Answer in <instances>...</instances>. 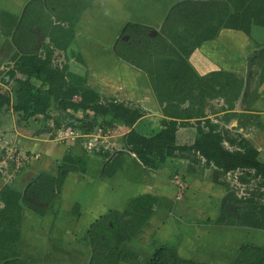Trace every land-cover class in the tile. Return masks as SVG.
I'll use <instances>...</instances> for the list:
<instances>
[{"label":"trees","instance_id":"obj_1","mask_svg":"<svg viewBox=\"0 0 264 264\" xmlns=\"http://www.w3.org/2000/svg\"><path fill=\"white\" fill-rule=\"evenodd\" d=\"M48 6L54 10L56 3L53 0V4L48 3ZM43 9L44 0H29L24 6L20 20L18 16L0 9V24L5 23L12 27L13 35L22 40L23 34L32 39L28 44L30 49L28 56L23 51L24 46L18 44L21 55L17 59V61L20 59L17 68L21 77L15 80V101L10 103L7 94L0 96V112L10 106L15 114L21 116V120L29 121L30 118L37 116L47 117L50 105L56 102L58 115L62 119L75 121L72 113L78 111L82 113V119L73 124L80 132H90L94 127L116 130L120 125V128L129 130L122 138L124 151L134 154L142 165L150 169L158 168L171 159L176 151L184 150V147L179 148L176 142L179 121L205 118L202 108L206 99L226 96L230 102L237 96L243 83L234 72L223 70L201 76L189 63V56L203 43L212 41L222 30L238 31L249 37L252 28H264V0H182L167 13L162 32L154 38L148 36L146 32L148 30L143 26L128 23L125 26L128 40L120 38L113 42V56L146 75L166 118L162 122L161 130L143 135L134 127L142 116L138 109L129 108L114 100L101 103L98 92L84 84L85 76L69 74L66 79L61 70L50 68L47 60L36 58L38 51L34 49L35 28H39L51 43L61 49H66L69 42L60 24L53 26L49 24V16L44 14ZM79 10L81 8L78 12ZM62 14L57 13V18L72 17L70 13L63 16ZM46 47L41 43L39 50ZM261 58L264 59V51ZM261 67L260 83L264 80V66ZM34 81L40 84L36 87ZM74 95L78 96V100H73ZM184 103H187L186 110L182 108ZM229 117L236 118V115L230 114ZM239 117L243 119V123L240 122L239 125L245 126L249 116L243 114ZM214 128L212 125L207 132L200 130L194 136L189 150L205 160V167L213 165L222 173L236 170L253 171L264 185V163L259 160L256 149L244 138L239 140L233 138L229 143H235L237 147L230 151L222 146L223 136L215 132ZM108 167L111 168V165ZM74 169L64 160L56 176L40 173L27 184L24 197L22 193L13 190L11 185L1 189L0 202L3 208L0 209V264H28L25 260L16 259L17 262L13 260L18 256L14 250L17 248L16 229L20 224L22 209L37 208L29 203L28 198L49 203L53 195L59 193L61 189L65 178V174H60L61 171L66 170L68 173ZM111 170H104L102 177L109 175ZM144 200L146 199L136 198L129 204L131 210L110 212L90 226L87 232L88 244L95 249L94 257L89 264H93L94 259L102 261V258L106 264H119L120 257L127 254L124 244L137 238L141 227L151 216L152 206L146 208L148 200ZM234 204L240 203L235 201ZM237 209L241 211V208ZM126 217H129L127 221ZM239 222L252 230L264 231V205L251 213L247 221ZM101 225H104L103 229ZM9 229L11 231H8ZM98 231L101 236L107 237L99 236ZM107 231L109 233H106ZM4 233L14 235L16 242L5 244L1 236ZM8 254L14 256L10 257ZM147 264L203 263L182 259L174 248L161 246L153 253ZM230 264H264V248L243 243Z\"/></svg>","mask_w":264,"mask_h":264},{"label":"rangeland","instance_id":"obj_2","mask_svg":"<svg viewBox=\"0 0 264 264\" xmlns=\"http://www.w3.org/2000/svg\"><path fill=\"white\" fill-rule=\"evenodd\" d=\"M28 1L29 0H0V9L18 16V20H20L24 6ZM87 1L88 3H85ZM180 1L182 0H54L56 7L52 10L49 6L47 7V5L48 3L53 4V0H44L43 12L49 16V24L51 26L60 24L65 30V37L69 42L66 49H61L56 46V44L54 45L51 43L49 38L45 37L44 33H42L44 36V40L41 42L42 46L45 45L47 47L44 49L41 48V50H39V47L37 49L38 53H36V58L47 60L50 68L61 70L66 79L69 74L85 76L86 83L84 84L98 92L101 103H105L106 100H114L117 103H123V105L129 108L138 109L142 116L138 119L136 128L138 130L148 131V134L156 133L157 130L162 127V122L166 119L163 115V107L157 102L155 93L148 83L146 75L131 65H127L115 58L111 48L113 42L117 39L122 38L124 41L128 40V33L126 34L125 32V26L128 23L139 24L148 30L146 31L148 32V36L151 38L156 37L158 33L162 32L165 21L164 18L167 16V13H169L172 7L177 5ZM79 8H81V10L78 12ZM62 12L63 14L70 13L72 17L67 19L62 17L61 19H58L56 14H62ZM152 16L154 21L151 22L149 18H152ZM222 31L226 32L222 33ZM222 31H220L212 41L217 42L220 37L222 38L229 33L227 30ZM236 33H233L236 35L234 36L236 42L237 38L241 36V42H239V44L243 43V45L241 44V47L233 54V56H230L229 54L230 60H225V67H221V64L219 63L224 60L217 56L214 58L212 55V61L209 60L211 62H208V66L204 70L208 71L214 69L215 71L222 68L225 70H231L237 77H242L246 83V86H243V90L246 89L245 94H247L244 95V98L247 96V99H249L248 89H254L255 87L260 88L263 85L259 83V76L261 75V66H264V59L261 58L262 52L264 51V28H252L249 37L240 32ZM23 35L24 38L22 40V38L13 35L12 27L5 23L0 24V96H6L7 94L10 98V103H14L15 101V80L21 77V74L18 72L19 69L17 68V65L19 66L20 63V59L18 61L17 59L21 55L18 44L21 43L24 46L23 51L24 53H27L26 56L30 53L28 44L32 42V39L26 34ZM35 46L36 37L34 49ZM103 50L109 51V59L105 57V61L104 59H101L103 55L107 56V53L102 52ZM108 61L110 62L109 65L106 63ZM197 62H199V59L196 60V63ZM105 63V66H107L106 68L104 66ZM94 64L98 66L99 69H94ZM241 67V70H236ZM237 72H239L240 75H236ZM34 84L37 87L40 83L34 81ZM101 91H104V93ZM230 97L227 96V98ZM237 98L233 97L231 101L228 102L226 96H224L222 100L223 103L220 101L221 99L217 97L206 99L202 108L205 118L179 121L176 129V142L178 147H184V150L176 151L174 156L166 161L167 163L165 162L163 166L159 167L162 171L163 169H168V171L174 169L175 172H172V177H167H170L169 183L172 185L175 199L178 203L183 200L185 192L188 190L186 189L188 186L184 179L185 172L187 173L195 169H197V171H205V173L207 172V175L211 173V175H218V177H220V175L223 176V179L225 180L224 182H226L224 186L227 190L229 189L228 197H226L229 200L227 201L226 206L230 207L229 209L231 212L225 208L223 211L224 214L220 217V221L222 220L228 223L230 221H236L237 224L204 225H212L215 228L224 227L222 229L225 232H228L229 235L227 239L223 238V242L225 243L221 241L222 238L220 237L214 238L215 240L213 241L210 238H204L205 235L200 232V230H202V224H189L190 226L192 225L191 227L193 229L188 238L185 237L183 235L184 232L181 231L180 235L174 237V240L171 238V240L167 241V243H173L171 245L172 247H175L176 251L178 249L182 255H186L187 258H190L186 260H191L196 263L230 264L243 243H251L264 248V231L252 230L244 224H239L241 223L239 222L241 220L242 222L247 221L251 213L253 214L255 210L257 211V209L264 205V185L261 179L256 177L253 171L238 170L235 172L222 173L220 169L213 165L203 167L202 163L205 160L197 153L195 154L189 150L194 136L200 130L207 132L212 125L215 126V132L223 136L222 144L224 148L230 151L236 149V144H230L229 142L233 138L236 140L243 138L236 133L240 128L243 129V127L246 126V124L245 126L239 125L243 119L237 122L231 121L229 124H227L228 120L226 119H224L223 122L221 121V123L218 120L217 123H213L210 121V116L221 108L230 110L233 108L234 104L235 108H238V111L240 109L242 110V105H244L243 98L239 101H237ZM73 100H78V96L74 95ZM55 103L56 102L50 105V109L47 111V117L39 116L37 118H30L29 125L27 126H30L29 130L38 131L43 127V129L46 128V130L49 133L51 132L54 136V132L60 129L63 123H69V129L71 128L75 131L73 134L81 136L82 133L77 131V129L74 128L75 125H73L75 124V121L79 122L78 120L82 119L79 117L80 113H72V116H74L73 120L75 121L67 122V118L62 119L58 115V108ZM182 108L186 110L187 103H184ZM21 119V116L15 114L10 106L3 109V111L0 112V130L6 128L8 129L7 131H10L9 123L13 120L18 124ZM147 120L149 122V128L146 127ZM49 123H52V125L49 126ZM94 129L95 130L92 132L93 141L95 140L94 138H100L102 135L97 127H94ZM246 132L251 133L252 131ZM114 135H116L115 132ZM2 159L3 157L0 158V161ZM168 164L172 166H166ZM1 166H4V164H1ZM235 201L240 204H234ZM130 202L133 203V201ZM234 207L235 209L241 208V211L239 213L237 211L232 213ZM246 224L248 225V223ZM103 227L104 225H101L102 229ZM170 230L172 231V228H170ZM8 231H11V229ZM97 233L101 236L99 231ZM106 233H109V231ZM1 236L2 241H4L5 244H14L16 242V238L13 237L14 235L10 236L4 233V235ZM182 236L185 239H183ZM101 237L106 238L107 236ZM138 237L139 236H137V238ZM169 238L170 235L169 237L167 236V239ZM203 239L210 243L207 246L205 244L201 246L200 243ZM135 241L137 242V240ZM104 242H106V239ZM168 245L169 244H165L167 247ZM18 251L19 249L14 250L15 253H18ZM96 253L98 254L97 250ZM19 254H21V252ZM133 254V257L130 255L127 257L128 259L125 264H131V261L132 264H147L149 259L144 260L143 258L145 255L141 254L140 251ZM8 255L10 257L14 256L10 254ZM99 256L100 255L98 254V257ZM89 257L91 261L94 256L91 254ZM14 258L13 260L16 262V259H19L18 256ZM136 258L138 260H135ZM201 258H204L202 259L204 261H201ZM24 259L25 258L23 257L20 258L21 261ZM52 260L54 259H48V264H53L54 262L52 263ZM86 261L84 264H87ZM90 261H88V263ZM93 264H106V262L104 261V258H102V261L100 259H94Z\"/></svg>","mask_w":264,"mask_h":264},{"label":"crops","instance_id":"obj_3","mask_svg":"<svg viewBox=\"0 0 264 264\" xmlns=\"http://www.w3.org/2000/svg\"><path fill=\"white\" fill-rule=\"evenodd\" d=\"M149 19L151 22L154 21L153 16ZM227 31L229 33L222 38L220 37L217 42L207 41L203 43L189 57V63L199 75L203 76L214 71V69L208 71L204 69L215 56L224 60L219 63L221 67H225V60H230V56H233L241 47V44L243 45V43L239 44L241 42L239 34L240 37L237 38V42L234 38L236 35L233 33L238 31ZM225 32L222 31V33ZM102 52L107 53V56L103 55L101 59L103 60L105 57L109 59V51L103 50ZM197 59H199V62L196 63ZM106 63L109 65L110 62ZM93 68L99 69L95 64ZM241 69L242 67L236 70ZM219 70L231 71L222 68ZM236 75H240V73L237 72ZM238 78L242 79L244 84H241L236 94L241 97L237 98L236 96L234 98H237V101L243 98L244 105H242V110L238 111V108H235V104L230 110L221 108L217 112L212 113L210 121L213 123L220 121L221 123V121L223 122L226 119L228 120L227 124H229L231 121H240V115H248L249 120L246 126L243 129L240 128L236 133L241 135L256 149L259 154V160L264 163V80L261 83L259 82L263 84L262 87L248 89L249 99H247V96L244 98V95H247L245 94L246 89L243 90V86H246L245 80L242 77ZM217 98L221 99L220 101L223 103V97ZM77 113H80V118L83 117L80 111ZM230 114H235L236 118H230ZM137 123L134 125L135 129L143 135H149L148 131L140 129L139 131L136 128ZM148 123L147 120V128H149ZM66 124L68 125V123ZM28 125L29 121L21 120L16 124L12 120L9 123L10 131H7L8 129L6 128L0 130V136L5 137L11 143L19 161V167L14 161H7L5 170L10 177L4 182L0 176V191L2 188L11 185L13 190L22 193L24 197L27 184L40 173L56 176L64 160L67 161L68 165L75 168L68 173H66V170L61 171L60 174H65V178L59 193L54 194L49 203L38 202L46 204V206L34 205L37 208L27 209L24 207L22 209L20 224L16 229V250L19 249L18 258H25L24 260L28 264H48V259L50 258L54 259L52 260L53 264H84L86 260L87 264H89V255L91 256L95 249L88 244L87 232L90 226L110 212L131 210L129 207L130 201L136 198L148 200L146 208H149L150 205L152 206L150 208L151 216L147 223L141 227L138 233L139 237L135 239L137 242L131 240L124 244L123 247L127 254H123L120 257L119 264H125L127 257L129 255L133 257V253L137 251L145 255L144 260H150L153 253L161 246L169 244L168 246L172 247L171 244L173 243H167V241L171 240V238L174 240V237L180 235L181 231L184 232L183 235L185 237H190L193 228L189 224H202L200 232L205 235L204 238H210L213 241L215 240L214 238L220 237L222 242L224 241L223 238L227 239L229 236L228 232L222 229L224 227L215 228L212 225H204L236 224L235 222L220 221L225 208L231 212L230 207L226 206L229 200L226 198L228 197L229 189L227 190L224 186L226 182H224L225 180L220 173V177H218V175H211V173L207 175V172L197 171V169L185 172L184 179L188 190H186L183 200L178 203L175 199L172 185L169 183V179L173 175L172 172H175L174 169L172 171L169 170L170 172L168 169H163L162 171L159 167L165 163L156 169L147 168L139 162L134 154L124 151L122 138L129 130L120 128V125L116 127V130L107 127L98 128L101 134L109 130L115 131V149L108 153H101L98 149H94L92 154L84 152L78 139L66 138L61 140L56 138L54 140L52 137H48L49 132L46 128L43 129L42 127V130L31 131L29 130L30 126L27 127ZM93 130L95 129L93 128L87 133H81L92 134ZM246 131L252 132L247 133ZM119 152L121 154H118ZM1 156L2 154H0V158ZM204 162L202 163L203 167H205ZM108 165H111V168ZM166 166L172 165L168 164ZM104 170H111L112 172L102 177ZM167 176L170 177L168 178ZM1 208H3V205L0 202ZM235 211L239 212L234 207L232 213ZM128 219L129 217L125 218L126 221ZM170 228H172V231ZM169 235L170 238L167 239ZM182 238L185 239L183 236ZM209 243L203 239L200 244L201 246L203 244L207 246ZM172 248L175 249L174 246ZM20 252L21 254H19ZM176 253L182 259H190L186 255H182L178 249ZM202 259L204 258H201V261H204ZM135 260L138 259L136 258ZM130 263L132 264V261Z\"/></svg>","mask_w":264,"mask_h":264},{"label":"built area","instance_id":"obj_4","mask_svg":"<svg viewBox=\"0 0 264 264\" xmlns=\"http://www.w3.org/2000/svg\"><path fill=\"white\" fill-rule=\"evenodd\" d=\"M52 123H49V126H51ZM69 132V133H66ZM71 129V128H70ZM69 129V126L66 123H63L60 129L54 132V136L51 134V132L48 134V137H52V139H78L79 143L81 144L82 149L86 154H91L94 149H98L101 153L102 152H112L115 149V143L114 138L116 135H114V130H109L106 133L102 134L100 138H94L95 140H92V134H81V136H77L73 134V130ZM114 135V136H113ZM58 140V141H61ZM0 152L2 154L1 157L3 159L0 161V176L2 180L5 182L10 175H7V171L5 170V166L7 161L15 162L17 166L19 167V161L16 158V155L14 153V149L12 148L11 143L3 136H0ZM1 164H4V166H1Z\"/></svg>","mask_w":264,"mask_h":264},{"label":"water","instance_id":"obj_5","mask_svg":"<svg viewBox=\"0 0 264 264\" xmlns=\"http://www.w3.org/2000/svg\"><path fill=\"white\" fill-rule=\"evenodd\" d=\"M154 33V32H153ZM33 34L35 35L36 37V46H35V49L37 50L40 46H41V42H43L44 40V36L43 34L40 32V29L39 28H35L33 30ZM28 201L30 204L32 205H36V206H46V204H41V203H38L36 202L35 200L31 199V198H28Z\"/></svg>","mask_w":264,"mask_h":264}]
</instances>
